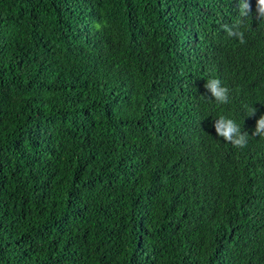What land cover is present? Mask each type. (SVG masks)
I'll list each match as a JSON object with an SVG mask.
<instances>
[{
  "label": "trees",
  "instance_id": "obj_1",
  "mask_svg": "<svg viewBox=\"0 0 264 264\" xmlns=\"http://www.w3.org/2000/svg\"><path fill=\"white\" fill-rule=\"evenodd\" d=\"M237 14L0 0V264H264V26L241 45L218 23ZM220 116L245 148L216 134Z\"/></svg>",
  "mask_w": 264,
  "mask_h": 264
},
{
  "label": "clouds",
  "instance_id": "obj_2",
  "mask_svg": "<svg viewBox=\"0 0 264 264\" xmlns=\"http://www.w3.org/2000/svg\"><path fill=\"white\" fill-rule=\"evenodd\" d=\"M256 24L264 26V0H256L255 11L248 0H238V14L231 24L218 22L219 28L227 34L229 38L238 40L243 45L247 43L246 32L249 27V20ZM205 89L210 92L211 98L217 104H228L230 101L229 89L221 84L219 79L211 78L206 81ZM256 109L253 106L246 110V115H255ZM215 132L224 141L230 143L233 147L243 149L247 146L249 133L241 131V125L237 124L231 118L220 116L214 121ZM251 136L264 138V114H261L256 120L255 128Z\"/></svg>",
  "mask_w": 264,
  "mask_h": 264
}]
</instances>
